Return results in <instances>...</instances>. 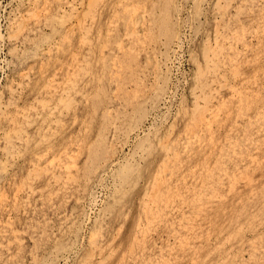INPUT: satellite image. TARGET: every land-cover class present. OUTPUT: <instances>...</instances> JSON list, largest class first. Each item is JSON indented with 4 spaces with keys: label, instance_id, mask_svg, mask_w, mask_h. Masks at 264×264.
I'll return each instance as SVG.
<instances>
[{
    "label": "rangeland",
    "instance_id": "374dc122",
    "mask_svg": "<svg viewBox=\"0 0 264 264\" xmlns=\"http://www.w3.org/2000/svg\"><path fill=\"white\" fill-rule=\"evenodd\" d=\"M0 264H264V0H0Z\"/></svg>",
    "mask_w": 264,
    "mask_h": 264
},
{
    "label": "bare ground",
    "instance_id": "6f19581e",
    "mask_svg": "<svg viewBox=\"0 0 264 264\" xmlns=\"http://www.w3.org/2000/svg\"><path fill=\"white\" fill-rule=\"evenodd\" d=\"M122 1V0H121ZM16 15V14H15ZM53 16V15H52ZM135 21V20H134ZM136 23V22H135ZM12 33V32H11ZM18 33V32H17ZM131 35V34H130ZM11 37V36H10ZM10 39V38H9ZM14 49V48H13ZM170 50V49H169ZM10 51V50H9ZM21 52V51H20ZM25 56V55H24ZM83 57V56H82ZM161 68V67H160ZM200 70V69H199ZM207 84V83H206ZM229 86V85H228ZM202 98V97H201ZM43 100V99H42ZM205 101V100H204ZM249 102V101H248ZM195 109V108H194ZM206 109V108H205ZM218 110V109H217ZM157 115V114H156ZM196 115V114H195ZM219 116V115H218ZM258 116H260V115H258ZM196 118V117H195ZM56 121V120H55ZM156 122V121H155ZM171 125V124H170ZM249 125V124H248ZM168 126V125H167ZM190 131V130H189ZM250 131V130H249ZM252 132V131H251ZM194 136V135H193ZM100 137V136H99ZM11 152V151H10ZM70 158V157H69ZM39 166V165H38ZM67 166V165H66ZM113 166V165H112ZM3 167V166H2ZM64 167V166H63ZM67 167H69V166H67ZM66 168V167H65ZM67 170H69L68 168H67ZM37 172V171H36ZM36 176H38V175H36ZM148 198V197H147ZM155 198V197H154ZM147 200H149V199H147ZM87 252V251H86ZM105 258V257H104ZM98 263V262H97Z\"/></svg>",
    "mask_w": 264,
    "mask_h": 264
}]
</instances>
